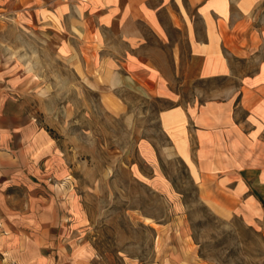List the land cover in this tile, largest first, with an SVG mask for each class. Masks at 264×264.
I'll return each mask as SVG.
<instances>
[{"label": "rangeland", "instance_id": "1", "mask_svg": "<svg viewBox=\"0 0 264 264\" xmlns=\"http://www.w3.org/2000/svg\"><path fill=\"white\" fill-rule=\"evenodd\" d=\"M167 2L160 18L184 37ZM19 9L0 0V264H264V187L230 218L207 206L159 118L179 100L120 81L144 59L121 57L126 45L109 26L102 44L79 37L72 55L66 37L26 26ZM165 50L152 60L167 72L176 59ZM158 76L182 102L195 96L183 73Z\"/></svg>", "mask_w": 264, "mask_h": 264}, {"label": "crops", "instance_id": "2", "mask_svg": "<svg viewBox=\"0 0 264 264\" xmlns=\"http://www.w3.org/2000/svg\"><path fill=\"white\" fill-rule=\"evenodd\" d=\"M151 1L19 0V10L26 26L51 29V37H66L72 55L79 37H95L102 44L104 29L114 28L126 45L121 57L144 59L139 61L144 68L128 72L130 76L117 72L123 75L119 80L122 84L128 78L137 80L143 90L179 100L160 112L162 127L201 199L221 217L230 218L243 202L252 201L253 187H264V0H172L178 14L171 22L184 37H171L160 18L159 11L171 4L164 0L156 6ZM190 10L200 16L201 30ZM145 30L161 45L150 46ZM166 47L176 59L167 72L152 60L156 54L164 56ZM242 62L243 71L238 67ZM158 73H183L180 86L194 87L195 96L182 102L172 81L157 77ZM209 79L226 83L210 93L196 85ZM37 228L41 230L37 241L47 248L49 227L41 223Z\"/></svg>", "mask_w": 264, "mask_h": 264}]
</instances>
